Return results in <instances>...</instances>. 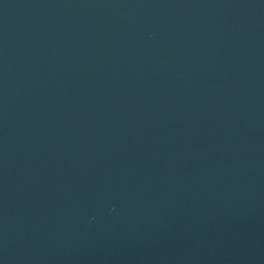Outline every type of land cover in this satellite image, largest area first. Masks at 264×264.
I'll return each instance as SVG.
<instances>
[{"label": "water", "instance_id": "95a60500", "mask_svg": "<svg viewBox=\"0 0 264 264\" xmlns=\"http://www.w3.org/2000/svg\"><path fill=\"white\" fill-rule=\"evenodd\" d=\"M0 264H264V0H0Z\"/></svg>", "mask_w": 264, "mask_h": 264}]
</instances>
